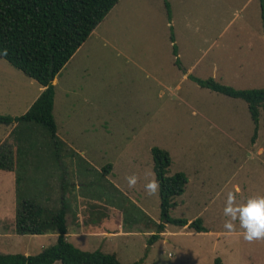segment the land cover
Masks as SVG:
<instances>
[{"label": "rangeland", "instance_id": "obj_1", "mask_svg": "<svg viewBox=\"0 0 264 264\" xmlns=\"http://www.w3.org/2000/svg\"><path fill=\"white\" fill-rule=\"evenodd\" d=\"M167 1L170 21L164 0H128L122 21L112 18L120 32L92 38L62 72L53 107L60 142L40 125L14 132L16 126L0 124V149L11 147L19 165L15 181L0 171L1 253L36 254L56 240L54 233L15 232L18 173L19 187L43 204L56 209L65 200L66 238L82 250L115 254L122 264H264V241H245L238 221L227 232L223 215L229 191L240 189V203L264 195V107L252 140L243 100L188 77L264 89L259 0ZM29 81L0 58V115L22 114L37 87ZM153 146L168 151V175L187 177L170 216L200 218L206 232L168 224L167 236L148 243L156 231L151 218L160 212L159 193L144 187L153 179ZM132 174L139 180L129 188Z\"/></svg>", "mask_w": 264, "mask_h": 264}, {"label": "trees", "instance_id": "obj_2", "mask_svg": "<svg viewBox=\"0 0 264 264\" xmlns=\"http://www.w3.org/2000/svg\"><path fill=\"white\" fill-rule=\"evenodd\" d=\"M119 0H0V58L43 87L30 107L19 116L0 115V124L15 123L17 129L24 124L42 126L53 144L59 141L53 117L55 88L53 80L73 54L89 37L92 30L105 18ZM260 15L264 20V0H259ZM170 21V5L164 0ZM172 53L177 65L174 36L170 35ZM194 82L210 91L243 100L254 124L252 140L256 138L260 108L264 107V89H236L213 78L201 79L189 75ZM20 133L22 129L18 130ZM22 136V134H21ZM20 137V136H19ZM6 149V150H5ZM23 152H21V151ZM19 154L26 150L16 148ZM12 148L0 149V169L16 171ZM154 177L160 183L159 222L156 231L148 238L152 244L164 231L165 224L206 232L200 218L188 223L184 218H174L170 209L177 206L174 198L183 194L187 177L182 172L168 175L171 159L168 151L153 146L150 149ZM17 166H19L17 164ZM21 176L16 173L17 206L14 230L18 235L56 234L54 243L36 254L1 253L0 264H122L112 253L82 250L66 238L68 207L61 198L56 209L39 201L35 193L19 187ZM35 194V195H34ZM219 258L215 264H219ZM134 261L129 264H139Z\"/></svg>", "mask_w": 264, "mask_h": 264}, {"label": "clouds", "instance_id": "obj_3", "mask_svg": "<svg viewBox=\"0 0 264 264\" xmlns=\"http://www.w3.org/2000/svg\"><path fill=\"white\" fill-rule=\"evenodd\" d=\"M128 187L134 188L139 180L136 174L126 177ZM145 191L148 195H157L159 193L160 183L151 179L145 184ZM239 188L229 191L226 204L223 209V215L227 218L224 222V229L231 233L236 231L237 221L239 228L243 230V239L248 243L264 241V195H255L249 197L246 202H237Z\"/></svg>", "mask_w": 264, "mask_h": 264}, {"label": "crops", "instance_id": "obj_4", "mask_svg": "<svg viewBox=\"0 0 264 264\" xmlns=\"http://www.w3.org/2000/svg\"><path fill=\"white\" fill-rule=\"evenodd\" d=\"M125 4H128V0H119L114 6L113 8L109 11V13L105 16V20H106V33H104V27L103 24H104V19L92 30L91 34L89 35V37L85 40V42H83V44L78 48V50L73 54V56L70 58V60L65 64V66L61 69V71L56 75V77L54 78L53 80V84H54V88H55V97H56V86H57V82H59V78L62 74V72L68 67L70 66L71 62L73 61V64H75V62H77V58H78V54L79 52L88 44V42H90V40H92V38L94 39H101V38H105V35H106V40L109 38V35L112 33H116V32H120V31H113V22H112V18H116L117 17V20L119 22L122 21V19L125 17ZM122 25V24H120ZM113 31V32H112ZM110 40V39H109ZM108 40V41H109ZM87 71V70H85ZM30 79V78H29ZM30 85L34 86L35 83H37L35 80L33 79H30L29 81ZM43 90V87L37 83V87H36V90L33 91V95L29 98V101L27 103H25V106H23V110L21 111L22 114L30 107V105L33 103V101L38 97V95L40 94V92ZM13 95V94H10V96ZM9 96V97H10ZM17 96V100L15 102V105L16 104H20V101L21 99L18 98V94L16 95ZM8 97V98H9ZM55 97H54V102H55ZM7 98V100H8ZM10 116L14 117V116H19L17 114H9ZM12 126H16L15 123L12 124ZM22 155V154H21ZM14 156V155H13ZM24 156V155H23ZM15 157V156H14ZM27 157L24 156V159H26ZM27 160V159H26ZM16 167V166H15ZM37 169H40L38 166L36 167ZM1 172H3L2 174L4 175H7L9 176V178L12 180L14 178V181H15V173L13 171H8V170H1ZM152 221H154L155 223H158L160 220L159 218H155V219H152ZM188 223L191 222V220H187ZM168 227V224H165L164 226V231L160 234V236H167L168 234V231L165 230L167 229ZM68 229V228H67ZM132 232L130 231H127L125 232L124 234H131ZM170 233V232H169ZM68 235V231H67V234H66V237ZM166 239V237H165Z\"/></svg>", "mask_w": 264, "mask_h": 264}]
</instances>
